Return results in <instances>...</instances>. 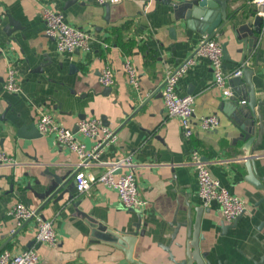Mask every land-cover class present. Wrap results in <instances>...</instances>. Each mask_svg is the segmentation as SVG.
<instances>
[{
  "label": "crops",
  "instance_id": "0c3cea01",
  "mask_svg": "<svg viewBox=\"0 0 264 264\" xmlns=\"http://www.w3.org/2000/svg\"><path fill=\"white\" fill-rule=\"evenodd\" d=\"M225 1L228 14L253 21L256 8L252 4ZM43 6L61 13L69 26L88 32L93 38L90 50L71 55L58 52L55 41L44 35ZM176 15L171 5L159 1L122 0L109 5L107 12L94 0H0V150L14 160L12 166L0 165V252L17 254L34 247L45 264H130L114 243L92 237L89 224L126 234L134 231L140 217V230L145 234L134 243L132 258L142 264H173L161 246H168L178 262L182 256L175 244L184 239L177 236L171 241V224L184 221L189 208L194 220V208L203 206L200 249L207 261L253 264L264 257V227L257 229L264 221V130L253 153L256 179L250 181L240 130L235 120L220 110L223 98L212 86L208 61L197 58L177 86L179 96L194 97V133L189 140L183 137L178 120L167 116L162 81L165 72L189 58L206 35L188 29L187 20L176 21ZM238 35L240 40L226 30L214 39L227 43L225 72L243 62L252 70L250 81L261 104L256 110L264 128V29L261 35L247 37L240 31ZM245 39L253 42L250 52ZM45 60L49 65L41 68L48 64ZM126 61L138 72L141 95L127 82ZM105 66L114 73V85L106 96L101 94L104 87L99 82ZM10 67L17 71L19 94L3 88ZM226 106L229 109L230 103ZM38 110L70 129L75 128L79 115L85 119L104 117L116 130L117 143L105 148L84 171L97 176L105 171L103 164L130 156L136 166L138 196L146 204L125 210L116 192L99 184L78 195L72 179L78 159L53 136L36 131ZM211 114L219 118L218 128L200 131L198 118ZM78 139L87 148L93 145L90 139ZM193 150L198 151L211 176L242 201L244 212L235 222L222 224L218 205H206L198 197L195 171L188 164ZM46 171L71 177V199L64 194L59 202L44 205L26 190L29 184L42 191L43 186L35 183L46 182ZM18 202L52 222L56 246H35L32 219L15 227L6 213ZM222 225L230 227L223 231ZM14 229L15 234H10Z\"/></svg>",
  "mask_w": 264,
  "mask_h": 264
},
{
  "label": "built area",
  "instance_id": "2783aa9c",
  "mask_svg": "<svg viewBox=\"0 0 264 264\" xmlns=\"http://www.w3.org/2000/svg\"><path fill=\"white\" fill-rule=\"evenodd\" d=\"M122 0H94L100 6L105 4L113 5ZM147 4L158 0H144ZM175 3L177 0H170ZM252 4L257 14L263 19L264 26V0H246ZM40 17L44 23V35L55 41L56 49L60 53L73 54L75 51L88 52L90 50L92 36L81 29L69 26L61 13L49 7L43 6L40 10ZM197 58L206 59L210 65L213 82L212 86L219 91L222 98L231 95L229 80L242 76L243 69L248 66L246 62L240 64L238 68L231 72L224 71V60L221 43L204 36L194 53L183 61L178 67L168 69L162 81L161 97L167 116L176 118L179 122L183 137L187 140L194 133V97L179 96L178 82L182 76L195 65ZM123 71L128 84L137 92L141 93L139 75L136 68L126 61L123 64ZM102 87H112L114 85V73L109 67H104L99 76ZM5 91L11 94H19L21 87L18 82L16 69L8 68L3 84ZM141 95V94H140ZM36 128L41 136H53L55 142L66 148L70 153L76 155L78 159L77 169L73 180L75 190L78 195L86 194L95 185H102L116 192L121 206L125 210H132L143 207L146 203L138 196L136 184V166L130 156L103 164L105 171L100 175H93L85 172L87 166L94 164L100 154L110 145L117 143V132L114 128L105 126L98 118L78 120L74 129L60 125L52 115L41 110L37 111ZM197 128L202 132L214 131L219 126V118L215 114L202 116L196 122ZM78 136L93 141L91 148H87ZM13 158L0 150V165L12 166ZM188 164L195 171L198 197L204 204L215 202L219 207V215L222 224H230L244 212L242 201L232 196L223 188L217 179H214L206 165L202 161L197 150L190 154ZM120 171V173H116ZM6 215L14 220L15 227L20 228L26 221H35L34 244H45L54 247L58 243L52 222L44 220L38 211L21 202L11 206ZM16 229L10 234H15ZM0 264H45L39 260L36 248L32 247L20 253H12L8 250L0 252Z\"/></svg>",
  "mask_w": 264,
  "mask_h": 264
},
{
  "label": "water",
  "instance_id": "95a60500",
  "mask_svg": "<svg viewBox=\"0 0 264 264\" xmlns=\"http://www.w3.org/2000/svg\"><path fill=\"white\" fill-rule=\"evenodd\" d=\"M164 5H171L176 15V21L187 20V28L190 30H195L197 33L206 35L209 38L222 37L226 30L233 32L234 37L240 40L238 32L247 34L246 36H251L253 33L261 35L263 32V19L257 15V11H254V18L252 22H245L246 19L243 17H235V14H228L227 3L225 0H179L175 3H171L170 0H158ZM106 11L108 12L109 5H104ZM174 30L172 29L171 32ZM249 43V51L253 47L252 40L247 41ZM223 60H229L227 53V43H223ZM241 51V50H239ZM76 52V51H75ZM48 63L45 60L44 63ZM48 64H41V68ZM75 68L74 66H71ZM252 75V70L245 67L242 72V77L233 78L229 80L231 87V95L227 98H223L220 105V110L228 116H231L237 127L240 130V141L244 142L242 150L244 151L243 159L245 165L249 172L250 181L256 179L254 170V159L253 153L255 150V145L260 142V137L263 133V125L261 121V116L256 110L259 107L260 102L256 101L254 94V87L250 81ZM248 85V89L246 87ZM111 92V87H104L102 95H109ZM246 103V105L242 104ZM230 103L229 109L226 106ZM244 105V106H243ZM85 115H79L80 120L85 119ZM101 122L103 125L108 126L104 117H101ZM36 131L38 132L37 128ZM76 131V128L73 130ZM39 133V132H38ZM40 134V133H39ZM254 145L252 146V143ZM120 173V171L116 172ZM47 177L46 182L42 184L37 181L35 184L38 187L43 186L42 191H36L28 184L26 190L32 192L33 196L41 201H44V205L48 203H57L62 200L64 194H68V199H71V177H66L64 175L45 172ZM73 179V177H72ZM263 183L264 190V179L261 181ZM256 185V184H255ZM260 188V187H259ZM205 211L203 206H197L194 208L195 213L194 220H192V211L190 208L187 210L185 220L182 222L174 221L171 226H174L172 235L170 236L171 241H175L177 236L184 239L182 243L176 242V248L181 253L182 258L180 261H175L174 256L169 251L168 246H161V248L169 253L168 259L173 264H211L206 260V253H202L200 249V242L203 241V236L200 233V222ZM237 219V218H236ZM235 219V220H236ZM234 220V222H235ZM91 236L102 241L114 243L115 247L124 252L126 260L130 264H142L132 258L133 246L139 237H143L145 234L144 230H140L141 221L140 217L137 222L133 225L134 231L128 232L126 234H119L112 230H107L99 224L90 223ZM230 226L222 225V230L225 231ZM264 227V221L260 223L258 230ZM31 245H29L30 247ZM264 261V257L258 262H253V264H261ZM218 264H221L220 262Z\"/></svg>",
  "mask_w": 264,
  "mask_h": 264
}]
</instances>
